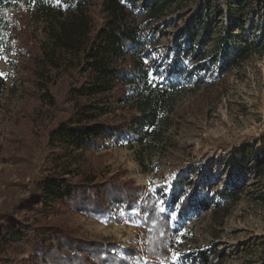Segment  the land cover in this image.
<instances>
[{"label": "trees", "instance_id": "obj_1", "mask_svg": "<svg viewBox=\"0 0 264 264\" xmlns=\"http://www.w3.org/2000/svg\"><path fill=\"white\" fill-rule=\"evenodd\" d=\"M135 1L0 0V47L8 48L9 42L16 46L23 91L35 102L22 104L24 125L30 131H46L47 143L55 149L52 160L63 168L39 180L29 196L0 211V264H14L26 248L32 251L34 264H129L140 253L115 241L81 238L69 225L47 219L66 209L122 221L123 216L115 217L113 209L129 213L138 207L147 251L156 259L153 264L171 259L169 247L176 230L169 213L158 206L157 193L137 206L143 188L133 180L121 179L118 173L98 179L88 172L74 174L66 167L122 139L144 143L163 135L173 123L171 99L176 91L152 80L144 38L126 24L127 3ZM173 1L146 2L149 20L158 19ZM176 34L180 40L171 75L184 71L178 64L185 55L197 70L215 69L223 81L254 51L264 54V0H194ZM208 43L211 48H206ZM59 78L61 96L53 92ZM6 88L7 80L0 75V115ZM51 108L65 114H54L49 126ZM260 137L264 131L248 140ZM257 162L263 167L264 158ZM238 189L216 192L226 199ZM197 194L194 190L179 195L173 190L171 201L179 206L178 214H189L203 204L207 207L203 200L196 202ZM211 253L202 251L203 261L210 260Z\"/></svg>", "mask_w": 264, "mask_h": 264}, {"label": "rangeland", "instance_id": "obj_2", "mask_svg": "<svg viewBox=\"0 0 264 264\" xmlns=\"http://www.w3.org/2000/svg\"><path fill=\"white\" fill-rule=\"evenodd\" d=\"M148 1L127 3L126 24L144 38L152 80L176 91L171 99L173 123L163 135L144 143L122 139L66 167L74 174L88 172L98 179L118 173L121 179L133 180L143 188L137 206L149 194H158V206L169 213L176 230L169 247L171 259L162 264H264V165L257 162L264 158V137L248 140L264 131V54L254 51L223 81L215 69L197 70L185 55L178 64L184 71L171 75L180 40L176 32L194 0H174L153 20L144 8ZM42 36L43 32L37 35ZM7 46L0 47V73L7 80L0 115V211L29 196L45 176L63 170L52 160L55 149L48 145L46 131H30L24 125L20 110L33 98L23 91L16 46L12 42ZM211 46L208 43L206 48ZM62 86L59 78L53 92L61 96ZM54 114L60 117L65 112L51 108L47 125L53 124ZM179 180L187 184L176 186L174 181ZM236 187L237 194L226 199L216 192ZM173 190L179 195L196 190V202L203 200L207 207L203 204L189 214H178L179 206L171 201ZM112 213L124 219H98L68 209L47 219L69 225L81 238L135 247L140 253L129 264H153L156 259L147 251L140 209L129 213L113 209ZM202 251L212 252L210 260L203 261ZM31 254L26 248L14 264H34Z\"/></svg>", "mask_w": 264, "mask_h": 264}, {"label": "snow or ice", "instance_id": "obj_3", "mask_svg": "<svg viewBox=\"0 0 264 264\" xmlns=\"http://www.w3.org/2000/svg\"><path fill=\"white\" fill-rule=\"evenodd\" d=\"M0 75H4V74H3V73H0ZM176 255H177V257H178L180 254H179V253H177Z\"/></svg>", "mask_w": 264, "mask_h": 264}]
</instances>
